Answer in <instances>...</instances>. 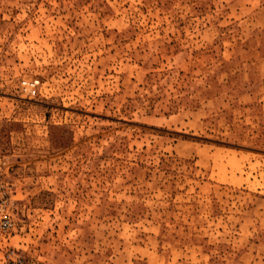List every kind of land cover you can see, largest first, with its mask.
Segmentation results:
<instances>
[{
	"label": "rangeland",
	"instance_id": "374dc122",
	"mask_svg": "<svg viewBox=\"0 0 264 264\" xmlns=\"http://www.w3.org/2000/svg\"><path fill=\"white\" fill-rule=\"evenodd\" d=\"M0 155V264H264V0H0Z\"/></svg>",
	"mask_w": 264,
	"mask_h": 264
},
{
	"label": "built area",
	"instance_id": "2783aa9c",
	"mask_svg": "<svg viewBox=\"0 0 264 264\" xmlns=\"http://www.w3.org/2000/svg\"><path fill=\"white\" fill-rule=\"evenodd\" d=\"M18 93L26 98H34L38 95V81L36 79H21L17 84ZM7 164L0 155V236H5L14 229L11 184L8 181ZM4 264H21V258L13 255V252L5 254Z\"/></svg>",
	"mask_w": 264,
	"mask_h": 264
}]
</instances>
